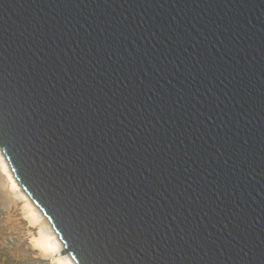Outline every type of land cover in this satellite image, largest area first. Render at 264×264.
<instances>
[{
	"label": "water",
	"instance_id": "1",
	"mask_svg": "<svg viewBox=\"0 0 264 264\" xmlns=\"http://www.w3.org/2000/svg\"><path fill=\"white\" fill-rule=\"evenodd\" d=\"M0 149L75 264H264V0H0Z\"/></svg>",
	"mask_w": 264,
	"mask_h": 264
},
{
	"label": "rangeland",
	"instance_id": "2",
	"mask_svg": "<svg viewBox=\"0 0 264 264\" xmlns=\"http://www.w3.org/2000/svg\"><path fill=\"white\" fill-rule=\"evenodd\" d=\"M18 194L7 188L0 171V264H58L57 259L66 255L44 254L34 248L32 238L38 229L31 227L23 216ZM43 230L49 229L44 226Z\"/></svg>",
	"mask_w": 264,
	"mask_h": 264
},
{
	"label": "bare ground",
	"instance_id": "3",
	"mask_svg": "<svg viewBox=\"0 0 264 264\" xmlns=\"http://www.w3.org/2000/svg\"><path fill=\"white\" fill-rule=\"evenodd\" d=\"M0 171L5 177L7 188L12 191L19 192V196L22 201V214L27 219L31 227L37 228V235L32 238V244L34 248H38L42 253H58L63 245L60 242L57 234L54 232L51 227L50 222L41 212V210L32 202L29 196L25 191L18 185L16 178L12 175V171L8 167V161L5 158L4 154L0 150ZM48 227V231L43 230V227ZM46 229V228H45ZM58 264H75L73 259L67 254L62 258L57 259Z\"/></svg>",
	"mask_w": 264,
	"mask_h": 264
}]
</instances>
